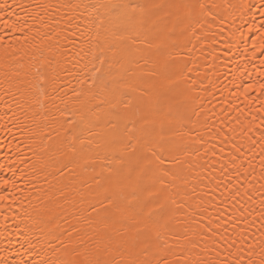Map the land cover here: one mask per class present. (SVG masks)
I'll list each match as a JSON object with an SVG mask.
<instances>
[{"label":"bare ground","instance_id":"bare-ground-1","mask_svg":"<svg viewBox=\"0 0 264 264\" xmlns=\"http://www.w3.org/2000/svg\"><path fill=\"white\" fill-rule=\"evenodd\" d=\"M95 2L0 0V261L262 264L264 0H200L203 26L181 0H128L148 13L121 40L102 9L36 8ZM61 110L112 139L102 165L73 164Z\"/></svg>","mask_w":264,"mask_h":264},{"label":"snow or ice","instance_id":"snow-or-ice-1","mask_svg":"<svg viewBox=\"0 0 264 264\" xmlns=\"http://www.w3.org/2000/svg\"><path fill=\"white\" fill-rule=\"evenodd\" d=\"M178 10H183L185 15L194 20L197 24L203 26L208 23L206 17L212 15L211 9L205 3H201L200 0H181L180 3H175L172 5ZM21 7L26 8L27 6L21 5ZM75 8L79 9L83 8H92L93 10H103L106 17L109 19L110 28L112 32L113 39L121 40L126 35L133 34L138 25H141L144 22V18L148 13V8L146 6L137 5L133 7L128 0H108L106 3H101L100 0L92 3L90 5H52V4H37L36 8L39 9H55V8ZM214 8L215 5H212ZM8 5L5 3H0V11L7 12ZM9 16L12 13H7ZM39 16V14H37ZM199 17H205V19H199ZM70 19H75V17L69 16ZM3 15H0V20H3ZM99 19V17H97ZM55 23H60L61 21H53ZM103 23V21H101ZM49 26H51L49 24ZM13 27H15L13 25ZM56 35H59L61 29H55ZM252 31V29H249ZM259 32L260 30L257 29ZM196 37V33L192 32V38ZM264 51V48H262ZM97 60L102 64L104 61L102 58L97 57ZM183 70V69H181ZM93 82H95V73L93 74ZM250 88H254V85H250ZM260 89L264 90V83L260 84ZM77 96L80 95L79 92L75 93ZM62 115L67 114L68 118L64 119L61 123L62 125H67L71 128V133L68 135L65 141H62V145L66 147L67 152L71 154V161L73 164L76 162H81L83 166L87 167L90 163L100 162L101 165L103 161L107 158L105 153L109 151L113 145V141L110 137H106L102 131H99L102 126L96 123L85 121L84 119H80L79 122L77 119H74V113L72 111L61 110ZM73 125L76 127L72 128ZM144 132L147 134L148 130L144 129ZM91 137H96L95 140L91 139ZM44 140H51V134H47L43 136ZM171 150L180 151L182 150L179 144H173L169 146ZM3 166H0L2 169ZM64 167H68L65 165ZM61 175H65L63 169H61ZM117 178V174L114 173L113 176L109 177L110 180H115ZM9 187H14V181L8 179H0V190L7 191ZM71 191L70 186H66L61 189L62 194H67ZM245 196H248V193H244ZM251 199L250 196H248ZM8 196L0 195V202L8 200ZM264 216V212L261 213ZM52 219V215L50 212L40 215L35 218V223L38 226L39 232L42 234L37 237V242H43L47 237L51 235V224L49 221ZM211 224V221L209 222ZM227 240V237L221 234V237L217 239ZM217 239H213V245H216ZM236 239L229 241V247H232L236 244ZM219 255V253H217ZM0 264H4V262L0 261ZM34 264H47L46 261L37 260ZM135 264V261L132 262ZM166 264H170V262H166ZM197 264H201V262H197ZM203 264H228L227 258L224 261L219 260H209L203 262ZM264 264V262H262Z\"/></svg>","mask_w":264,"mask_h":264}]
</instances>
